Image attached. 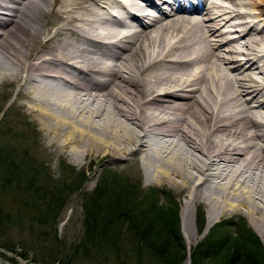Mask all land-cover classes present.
<instances>
[{"label": "bare ground", "instance_id": "6f19581e", "mask_svg": "<svg viewBox=\"0 0 264 264\" xmlns=\"http://www.w3.org/2000/svg\"><path fill=\"white\" fill-rule=\"evenodd\" d=\"M120 1L0 0V86L49 148L128 158L182 194L189 235L191 208L204 205L207 226L237 214L264 237V0L160 19L150 0Z\"/></svg>", "mask_w": 264, "mask_h": 264}, {"label": "rangeland", "instance_id": "374dc122", "mask_svg": "<svg viewBox=\"0 0 264 264\" xmlns=\"http://www.w3.org/2000/svg\"><path fill=\"white\" fill-rule=\"evenodd\" d=\"M20 102L19 99H15L14 90L9 92L7 86H0V142H8L11 150L15 149L18 152L16 156L18 159L23 154L22 157L25 156L23 150L31 156L27 163H23L24 166L20 165L21 169L16 171L17 174L13 176L12 181L9 180L5 186L0 185V206L4 209L0 217L7 219L10 215H18L17 209L22 210L21 213L24 212L23 222L14 223L8 229L6 227L0 229L2 258L0 264H61L64 257L70 259V264H120L119 262L128 264V261L134 260L135 257L130 251L133 246L128 233L118 232L116 239L113 240L115 244H111L113 241L107 242L103 236L112 232L111 229L113 232L119 231L118 228L125 230L127 227L125 219H138L137 221L142 223L152 214H157V218L153 217L152 220L157 221L156 225L162 230L152 234L153 237L160 241L158 242L160 244L165 243L167 239L170 251L174 252L177 242L173 240V236L168 237V233L164 232L166 228L159 222L163 218H168L175 210L178 212L177 233L185 249L184 257L178 264H183L186 259L191 264L189 255L191 249L208 236L212 229L222 230V235L234 237L235 222L245 223L248 230L259 239L264 252V237L250 224L247 217L237 214L222 216L207 226L209 213L204 205L191 208L189 225L192 234L189 235L184 224L185 198L182 194L169 187L164 188L172 192L163 191L164 194L158 189H149L153 183H149L143 173L130 166H123L128 162V158L116 160L101 156L73 160L69 154L58 153L49 148L43 142L41 132L35 129L37 125L21 112ZM62 159L75 167L76 171L64 167L61 164ZM39 161L48 166V172L47 167L46 170L44 167L40 170ZM81 170H84L85 180L79 172ZM120 180L128 183L129 191L127 190L126 196L123 195L126 189L120 184L116 185V181L121 182ZM97 184L106 189L105 192H100L101 194L98 190L94 192ZM122 195L125 210L121 214V211L116 212L118 198L114 197ZM95 198L98 199L100 206L96 207L93 218L95 225L101 230L96 233L100 243L98 248L88 241L89 226L85 224L91 213L86 211V207L89 209V205L94 206ZM113 209L116 212L114 220H108L107 215L110 216L109 212ZM122 216L125 219H122ZM226 217L228 219H225ZM116 220L120 221L119 225L116 224ZM217 225L219 229L216 228ZM188 241L191 242L189 248ZM116 244L117 251L114 250ZM75 248L77 251H74ZM142 257V264H163L145 253ZM208 264H222L221 257L212 258Z\"/></svg>", "mask_w": 264, "mask_h": 264}, {"label": "trees", "instance_id": "16d2710c", "mask_svg": "<svg viewBox=\"0 0 264 264\" xmlns=\"http://www.w3.org/2000/svg\"><path fill=\"white\" fill-rule=\"evenodd\" d=\"M17 151L15 149L7 150V146L4 148H0V185L5 186L6 183L10 180H13V176H15L17 173V170H20L21 166H24L23 163L26 162L28 158L30 159V155L25 150V156L20 159H18ZM32 166V165H31ZM121 181V180H120ZM117 184H120V186L124 187L126 189V193L123 195L126 196L128 193V183H124L123 181L118 182ZM105 192L106 189H102L98 184L95 191ZM103 190V191H102ZM128 190V191H127ZM97 192V194H99ZM100 193V194H101ZM123 195L121 197H114L118 198L116 200V212L125 210L123 209L124 205V199ZM93 204L89 205V209L86 207L87 212L90 213V219L86 220L85 224L89 226V236H87L88 241L94 245V247L98 248L99 241L97 239V232H101L99 228L95 225L94 222V211H96V207L99 208L98 205V199H93ZM125 207V206H124ZM4 209L0 206V214L1 211ZM18 210V215H8L9 218H2L0 217V229H3V227H6L7 229L9 226H11L14 223L23 222V213H21L22 210ZM115 210L109 212L110 216L107 215L108 220L113 219L115 217ZM98 213V210L97 212ZM177 215L178 212L175 210L174 212L170 213V216L168 218H163L159 223H163L164 228H166V231L168 233V237L175 240L177 243L175 245L176 250L174 252L170 251L169 243L166 239L165 243H158L160 241H157L156 238L153 237L152 234H156L157 232L161 231V228L156 225L157 221L152 220L153 217L157 218V214H152L147 220L140 223L139 221L132 220V219H125L124 216H122V219H125V222L127 224L126 231L122 230L121 228H118L119 220H116V224L119 231L113 232L111 229L110 233L105 234L103 236L104 240L113 241L116 239V235L120 231H123L128 233V236L130 237V242L133 247H131V250L133 252V255H135L134 260H129L128 264H142V256L143 254H147L150 257H153L156 260H160L163 264H178L182 260V257H184L185 249L183 244L181 243V237L177 233ZM25 217V216H24ZM28 218V217H27ZM120 219V218H119ZM160 219V218H159ZM7 221V222H6ZM36 221V220H34ZM158 223V224H159ZM115 225V222L113 226ZM236 225V230L234 231L235 236L229 237L226 235H222V230H211V233L206 236L201 242H199L196 246H194L190 251V259L191 264H208V261L212 258L221 257V263L222 264H264V252L263 247L261 243L259 242V239L257 236L252 233V231L248 230L247 226L244 222H238ZM219 225H217L216 228H218ZM215 228V229H216ZM12 229V228H11ZM219 229V228H218ZM96 235V236H95ZM56 236V235H55ZM56 241L57 238H55ZM96 239V241H95ZM112 239V240H110ZM164 241V240H163ZM162 242V241H161ZM167 242V244H166ZM116 242L113 241L111 244H115ZM62 245V244H61ZM118 245L116 244L117 251ZM77 251V248L74 249V251ZM120 250V249H119ZM137 255V256H136ZM208 260V261H207ZM214 260V259H213ZM74 261V257H73ZM106 262V261H105ZM108 262V261H107ZM70 259L67 257L62 258L61 264H70ZM121 264V262H119Z\"/></svg>", "mask_w": 264, "mask_h": 264}]
</instances>
